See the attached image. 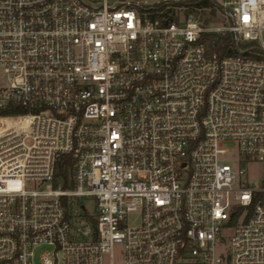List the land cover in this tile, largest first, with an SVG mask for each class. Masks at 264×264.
<instances>
[{
  "label": "built area",
  "instance_id": "1",
  "mask_svg": "<svg viewBox=\"0 0 264 264\" xmlns=\"http://www.w3.org/2000/svg\"><path fill=\"white\" fill-rule=\"evenodd\" d=\"M0 264H264V0H0Z\"/></svg>",
  "mask_w": 264,
  "mask_h": 264
},
{
  "label": "trees",
  "instance_id": "2",
  "mask_svg": "<svg viewBox=\"0 0 264 264\" xmlns=\"http://www.w3.org/2000/svg\"><path fill=\"white\" fill-rule=\"evenodd\" d=\"M218 44H223V46L224 47H226V54L227 53H231V50L228 48V46H229V38H223V39H219V38H216V40H215V48H217L218 49ZM225 54V53H224ZM59 173L61 174V175H63V177H65V171L64 170H59Z\"/></svg>",
  "mask_w": 264,
  "mask_h": 264
},
{
  "label": "rangeland",
  "instance_id": "3",
  "mask_svg": "<svg viewBox=\"0 0 264 264\" xmlns=\"http://www.w3.org/2000/svg\"><path fill=\"white\" fill-rule=\"evenodd\" d=\"M256 171H257V167L256 166L250 167L249 177L251 179H254V177L256 176ZM82 202H84L85 204L89 205V201H87V200H83Z\"/></svg>",
  "mask_w": 264,
  "mask_h": 264
}]
</instances>
